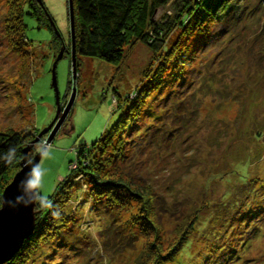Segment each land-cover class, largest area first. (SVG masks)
Instances as JSON below:
<instances>
[{
	"label": "rangeland",
	"instance_id": "rangeland-1",
	"mask_svg": "<svg viewBox=\"0 0 264 264\" xmlns=\"http://www.w3.org/2000/svg\"><path fill=\"white\" fill-rule=\"evenodd\" d=\"M35 2L48 14L42 8L25 15L31 45L20 47L21 33L9 26L17 17L9 1L0 0V134L27 137L16 174L25 154L34 160L41 142L51 145L50 156L40 161L48 198L71 175L74 190L86 191L79 200L65 196L77 224L68 227L66 240H50L17 264H155L185 237L160 264H264V0H231L235 8L226 18L203 23L206 34L200 10L185 20L193 8L189 1L171 0L158 9L152 19L166 29L159 30L158 44L177 48L179 59L190 53L196 59L189 66L176 60L155 82L153 75V88L136 102L160 54L134 40L123 47L121 63L80 55L74 73L70 1ZM73 16L74 28L75 11ZM182 20L186 34L178 29ZM53 30L62 40L54 39ZM61 51L58 103L52 70ZM127 96L137 107V124L122 138L120 151L113 146L99 166L116 180L144 185L149 206L116 192V201L109 193L92 201L77 160L116 124L124 111L117 106Z\"/></svg>",
	"mask_w": 264,
	"mask_h": 264
},
{
	"label": "trees",
	"instance_id": "trees-1",
	"mask_svg": "<svg viewBox=\"0 0 264 264\" xmlns=\"http://www.w3.org/2000/svg\"><path fill=\"white\" fill-rule=\"evenodd\" d=\"M9 1V11L10 14H15L17 20L10 22L9 26L16 30L18 33H21L20 39L17 41V44L20 47L24 45H31L30 41L26 37V25L24 21L25 15L35 16L33 10L36 9L45 11V15L48 14V11L45 10L44 6L37 4L36 0H8ZM183 2L189 1V6H192V9H188V14L185 15V20L190 19L188 15L193 17L194 13L197 10L201 11L203 16L206 15V18H203L200 23H211L216 18H226L227 16L224 13H229L234 10L235 5L230 4L231 0H182ZM171 0H73L74 11H75V26H74V37H75V51H76V73L79 72V56H86L91 58H97L108 63H121L124 59L123 47L128 43H133L134 40H139L141 43L148 45L153 51L158 59V64H156V74L150 73L151 68H149L144 75L148 80L145 87L139 90V97H136L134 101L141 99L140 96L146 92H150L153 88L156 77H160L165 68L170 67L173 64L177 63H186V65L192 64L196 56L189 54L185 59H179L177 55V48L169 50L168 46L158 44L156 38L162 32L166 31L163 27L161 28L158 22H155L152 17L155 15V12L161 7L169 4ZM237 3V2H236ZM39 7H36V6ZM34 8V9H33ZM190 8V7H189ZM194 11V12H193ZM43 13V12H42ZM193 14V15H192ZM216 16V17H215ZM37 17V16H36ZM48 17H50L48 15ZM46 16V18H48ZM220 18V19H221ZM51 19V17H50ZM40 20V19H39ZM50 21V20H49ZM52 21V19H51ZM42 22V20H41ZM219 22V21H218ZM17 25V26H16ZM185 22L182 20L178 26V29L182 30V34L187 33V28L183 26ZM17 27V28H16ZM48 27L52 30V25L49 24ZM205 29H201V32H205L208 28V25L205 26ZM162 30V32H159ZM173 33V32H172ZM54 39L56 41L62 40L60 36L53 30ZM71 38V42H72ZM56 42H54L55 45ZM73 45V43H71ZM161 48H160V47ZM23 49V48H21ZM169 50V51H168ZM69 53V52H68ZM177 58V59H176ZM73 58H72V49H71V67L73 68ZM182 65V64H180ZM185 65V64H184ZM144 78V79H145ZM152 83V84H151ZM71 88V82L69 83ZM117 106V110L124 109L123 113L120 115L119 120L115 125L105 134L102 138L95 142V144L87 147L85 150L81 151L77 160L83 166V178L84 185L91 189L90 194L93 196L92 201L99 199L104 193H109L108 196L114 198L115 194L123 195V197H128L135 200H140L141 202L147 201V206L151 203V197L148 198L146 194V188L141 183H137V186L134 184L129 185L124 181L115 179L111 177L108 173L103 174L99 162L104 161V158H110L108 154L112 152L113 146L114 152H118L120 144H122V138L127 137L130 131L131 124H137V121L134 120L135 112L137 107L135 106L134 101H131L129 96L121 100ZM121 107V108H120ZM132 109V110H131ZM137 115V114H136ZM133 121V122H132ZM121 131V132H120ZM139 131V130H138ZM139 134V135H138ZM141 131L137 133L140 136ZM132 136V134H130ZM117 136V137H116ZM119 137V138H118ZM25 138L19 133L7 132L0 134V155H3L7 152L10 146H15L17 148L18 160L13 164L5 163L3 160H0V193L3 194V190L10 184L12 178L16 172L20 169V152L25 145ZM32 138H29L31 140ZM117 141L110 143L113 140ZM127 143V142H126ZM111 144V146H109ZM106 147H109L106 151ZM104 153L101 158L100 154ZM103 157V158H102ZM72 174V172H71ZM74 176V177H73ZM76 175H71L66 180H63L55 190L54 194L48 199L51 201L50 206H41L39 202L36 203L37 222L36 229L33 235L27 239L19 251V253L7 264H17V260L20 258L29 259L30 255H33V251H36L41 245H46L50 243L49 241H59L63 237V241L66 240L67 235L65 234L68 230V227H74L76 220L74 219V214L69 212V206L64 202L65 196L68 194V197H73L75 200H79L83 197V188H77L74 190L75 177ZM73 186V191L69 192ZM88 189V190H89ZM75 191V192H74ZM86 191V190H85ZM116 192V193H115ZM81 193V194H80ZM88 193V192H87ZM115 193V194H114ZM89 195V193H88ZM90 196V195H89ZM91 196V197H92ZM112 198V200H113ZM114 201L116 199L114 198ZM68 203V202H67ZM92 207L93 203L91 202ZM73 211V207L70 206ZM146 215L145 222L154 228L153 220L147 215V212L144 211ZM76 213V210L75 212ZM62 233V234H61ZM186 237L177 240L175 243H185L183 242ZM183 240V241H182ZM171 246L167 253H164L160 257H156L155 264H160L169 260L170 257L177 251V247ZM40 248V247H39ZM224 247H222L223 249ZM26 252L27 257L20 252ZM154 259V260H155Z\"/></svg>",
	"mask_w": 264,
	"mask_h": 264
},
{
	"label": "water",
	"instance_id": "water-1",
	"mask_svg": "<svg viewBox=\"0 0 264 264\" xmlns=\"http://www.w3.org/2000/svg\"><path fill=\"white\" fill-rule=\"evenodd\" d=\"M39 1L41 2V0ZM69 1H70L69 11L71 14L70 22H72L71 28L72 30H74L73 0H69ZM62 58H63V51H61L59 56L57 57L52 70L53 88L55 89L58 103L60 101L59 99L60 96H59V90L57 84L56 68L58 62ZM72 58H73V63H72L73 71L74 73H76L75 44H73L72 47ZM70 101L71 102L69 103L70 105L69 108L75 101V89ZM60 110H61V106H59V112ZM57 118H55L53 122L49 125V129H51L56 124ZM62 122L63 120L61 122H58L57 128H59ZM57 128H55V131ZM44 133H46V131ZM34 144L35 142L30 143L31 146H33ZM41 158L42 157L38 154V156L32 161L40 162ZM29 167H31V165H26L24 158L21 164V170L13 177V180L3 191V195L5 196L6 199H10L13 201L15 200V196L19 194V189H18L19 181L24 178V175L28 171ZM36 203L37 200H33V203L27 205L23 203L20 204L13 203V205H8L6 203L3 208H0V264L9 263L14 258L15 254L17 253L18 249L22 246L24 241H26L34 233L36 229L37 214H38V211L36 210Z\"/></svg>",
	"mask_w": 264,
	"mask_h": 264
},
{
	"label": "clouds",
	"instance_id": "clouds-1",
	"mask_svg": "<svg viewBox=\"0 0 264 264\" xmlns=\"http://www.w3.org/2000/svg\"><path fill=\"white\" fill-rule=\"evenodd\" d=\"M50 150L51 145L47 142H41L36 149L42 158L50 156ZM17 151L15 146H10L5 154L0 155V160L8 164L15 163L18 160ZM26 157L27 154H25V164L31 165V167L28 168L24 178L19 181V194L15 196V200L13 201L6 199L5 196L0 193V208H3L6 203L8 205H13V203H23L27 205L33 203V200H37L41 206L51 205V201L42 191L43 177L47 170L39 161L33 162Z\"/></svg>",
	"mask_w": 264,
	"mask_h": 264
},
{
	"label": "bare ground",
	"instance_id": "bare-ground-1",
	"mask_svg": "<svg viewBox=\"0 0 264 264\" xmlns=\"http://www.w3.org/2000/svg\"><path fill=\"white\" fill-rule=\"evenodd\" d=\"M42 159V158H41ZM41 161V160H40ZM24 243H25V241H24ZM24 243L22 244V246L18 249V251H17V253L15 254V256L19 253V251L21 250V248L23 247V245H24ZM14 256V257H15ZM14 259V258H13Z\"/></svg>",
	"mask_w": 264,
	"mask_h": 264
}]
</instances>
